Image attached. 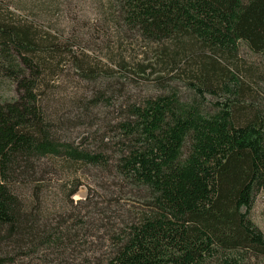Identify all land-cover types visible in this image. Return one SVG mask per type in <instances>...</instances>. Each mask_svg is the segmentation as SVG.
I'll return each mask as SVG.
<instances>
[{
    "label": "trees",
    "instance_id": "trees-1",
    "mask_svg": "<svg viewBox=\"0 0 264 264\" xmlns=\"http://www.w3.org/2000/svg\"><path fill=\"white\" fill-rule=\"evenodd\" d=\"M109 4L117 26L176 49L179 56L164 68L178 69L181 59L201 54L188 97L171 89L128 105L112 131L114 156L84 150L60 135L63 106L49 110L35 94V62L40 54L58 55L56 46L42 51L33 29L0 23V82L24 91L12 101L0 98V264L68 248L62 226L51 232L42 226L47 159L101 169L112 163L140 201L131 223L113 238L106 264H264V234L250 218L257 195L264 204V79L247 102L252 90L228 67L243 47L264 56V0ZM157 54L167 56L164 49ZM75 105V113H88L87 105Z\"/></svg>",
    "mask_w": 264,
    "mask_h": 264
},
{
    "label": "rangeland",
    "instance_id": "rangeland-1",
    "mask_svg": "<svg viewBox=\"0 0 264 264\" xmlns=\"http://www.w3.org/2000/svg\"><path fill=\"white\" fill-rule=\"evenodd\" d=\"M0 23L33 29L42 51L56 46L58 55L40 54L42 59L35 62L40 66L35 92L39 104L47 109L63 106L62 138L92 153L105 151L109 157L118 150L112 131L122 120L121 110L171 89L183 99L188 97L201 57L198 52L187 62L180 57L178 69L172 65L164 68L165 62L179 56L176 49L145 43L134 32L117 26L109 0H0ZM162 49L167 56L160 59L157 53ZM228 67L252 90L251 95H245L246 101L256 99L264 79V56L243 47ZM145 68L149 69L144 74ZM83 71L94 72L95 79L87 80ZM214 81L215 85L225 82L223 78ZM23 93L16 82H0L2 99L12 101ZM98 96H102L100 101L93 104ZM75 104L87 105L88 113H75ZM108 166L101 169L69 166L60 159L44 161L47 183L42 226L50 232L62 226L59 232L68 248L18 257L14 264H106L113 238L131 223L140 206L113 172L112 163ZM72 190L77 193L69 200L66 197ZM250 218L264 234L262 195L256 196Z\"/></svg>",
    "mask_w": 264,
    "mask_h": 264
}]
</instances>
